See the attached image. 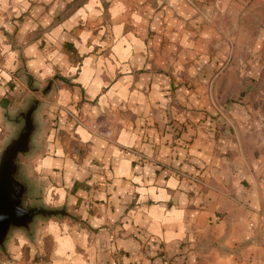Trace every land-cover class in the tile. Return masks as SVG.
I'll list each match as a JSON object with an SVG mask.
<instances>
[{"label":"crops","instance_id":"0c3cea01","mask_svg":"<svg viewBox=\"0 0 264 264\" xmlns=\"http://www.w3.org/2000/svg\"><path fill=\"white\" fill-rule=\"evenodd\" d=\"M5 1L0 150L34 95L26 84L51 83L25 164L42 204L66 213L38 222L34 239L14 234L0 264H264V122H231L235 135L218 137L213 122L187 121L235 78L197 81L228 9L201 18L173 0H81L68 13L77 0Z\"/></svg>","mask_w":264,"mask_h":264},{"label":"rangeland","instance_id":"374dc122","mask_svg":"<svg viewBox=\"0 0 264 264\" xmlns=\"http://www.w3.org/2000/svg\"><path fill=\"white\" fill-rule=\"evenodd\" d=\"M173 1L176 4H188L195 10V15L201 18H207L209 12L216 11L219 7L228 9V15L232 17L229 19L227 15L228 23L231 24L226 26L227 31L222 38L211 44L208 42L204 47L205 55L209 56L207 62L197 63L198 66H202L200 74L203 76L205 72L210 74L208 80L201 79L199 74L197 81L204 86H210V84L214 88L222 86V83H226L225 77L228 73L230 76L235 74V78L232 76L230 78V91L224 94L217 91L219 95H212L213 103L210 101L212 106L204 105L194 110L196 117L187 121L208 122V127L209 123L213 122L215 131L219 133L218 137L235 135L231 122H264V0ZM6 2L0 0V25L10 18L7 17V13L4 14V8L8 7ZM80 2L81 0H77L70 4L67 13L80 6ZM169 2L171 0H155L156 8L159 9ZM10 3L14 5L15 0H10ZM12 12L10 11L9 14H13ZM12 18H14L13 15ZM238 32L239 37L236 36ZM257 42H259L258 45ZM236 44L239 45L237 48ZM225 46L227 52H224L223 56L218 55ZM1 59L0 57L2 67ZM191 82L184 80L180 84L193 88L195 84L193 80ZM167 122H173L169 114H167ZM192 180L201 185L205 183L201 175L193 176Z\"/></svg>","mask_w":264,"mask_h":264},{"label":"water","instance_id":"95a60500","mask_svg":"<svg viewBox=\"0 0 264 264\" xmlns=\"http://www.w3.org/2000/svg\"><path fill=\"white\" fill-rule=\"evenodd\" d=\"M26 86L34 95L14 114L0 150V250L7 249L14 234L21 232L34 239L38 222L50 215L66 213L64 208H49L42 204L25 164L37 149L35 137L43 129L42 122L37 121L39 107L51 90V83L39 86L29 82ZM19 154L24 156V161H19Z\"/></svg>","mask_w":264,"mask_h":264},{"label":"built area","instance_id":"2783aa9c","mask_svg":"<svg viewBox=\"0 0 264 264\" xmlns=\"http://www.w3.org/2000/svg\"><path fill=\"white\" fill-rule=\"evenodd\" d=\"M0 67H1V63H0ZM71 117H72V119H74L75 120V122L77 123V124H81V119L79 118V116H77V115H75V114H72L71 113ZM92 129H97L98 130V128H96V126H92ZM105 136L106 137H108V135L105 133ZM261 193H262V195L264 196V187H262L261 188ZM261 214L264 216V210L262 209V211H261Z\"/></svg>","mask_w":264,"mask_h":264}]
</instances>
